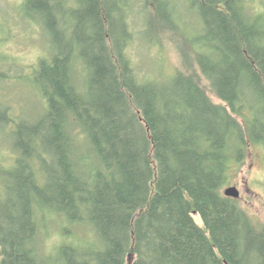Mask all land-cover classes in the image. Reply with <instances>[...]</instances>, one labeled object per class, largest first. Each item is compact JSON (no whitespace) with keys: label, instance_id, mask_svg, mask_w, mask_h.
Instances as JSON below:
<instances>
[{"label":"trees","instance_id":"16d2710c","mask_svg":"<svg viewBox=\"0 0 264 264\" xmlns=\"http://www.w3.org/2000/svg\"><path fill=\"white\" fill-rule=\"evenodd\" d=\"M74 3L33 71L43 106L6 119L0 264H264V222L222 192L264 144V0ZM135 38L170 40L183 69L143 76ZM54 219L89 239L45 251Z\"/></svg>","mask_w":264,"mask_h":264},{"label":"rangeland","instance_id":"374dc122","mask_svg":"<svg viewBox=\"0 0 264 264\" xmlns=\"http://www.w3.org/2000/svg\"><path fill=\"white\" fill-rule=\"evenodd\" d=\"M26 0H0V168L10 169L15 159L13 123L6 121L10 116L19 121H27L43 106L41 97L31 83L33 71L42 57H48L49 32L55 19L75 24L72 9L74 0H37L32 5H24ZM43 6H39V5ZM39 6V7H38ZM50 7V8H49ZM35 19V20H34ZM193 20V17H191ZM53 20V21H52ZM52 21V22H51ZM55 25V24H53ZM138 27L135 28L137 30ZM140 36L143 38L142 34ZM141 38V39H142ZM142 44V43H141ZM170 40L143 47L135 38L130 46V54L143 76L164 75L183 69L180 57ZM159 72L156 73V70ZM3 76V77H2ZM212 99L220 102L213 94ZM3 106H8L7 112ZM10 122V123H9ZM228 185L239 191V206L256 223L264 222V144H251L246 158L234 172ZM227 186V185H226ZM225 186V187H226ZM6 178L0 176V199L5 195ZM224 187V188H225ZM222 189V192L224 190ZM198 223L201 220L194 216ZM41 225V245L51 251L64 240L89 239L88 226L71 227L65 235L50 220Z\"/></svg>","mask_w":264,"mask_h":264},{"label":"water","instance_id":"95a60500","mask_svg":"<svg viewBox=\"0 0 264 264\" xmlns=\"http://www.w3.org/2000/svg\"><path fill=\"white\" fill-rule=\"evenodd\" d=\"M223 195L237 199L239 197V191L234 185L233 186L228 185L224 188Z\"/></svg>","mask_w":264,"mask_h":264}]
</instances>
